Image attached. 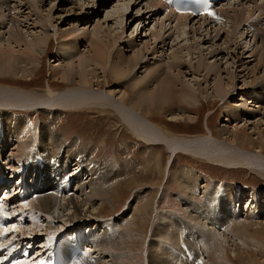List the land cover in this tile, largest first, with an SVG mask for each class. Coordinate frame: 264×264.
I'll return each instance as SVG.
<instances>
[{
  "label": "rangeland",
  "instance_id": "1",
  "mask_svg": "<svg viewBox=\"0 0 264 264\" xmlns=\"http://www.w3.org/2000/svg\"><path fill=\"white\" fill-rule=\"evenodd\" d=\"M150 1L0 0V3H2L0 6V30L4 32V35H7V32L11 30L13 25L19 27L23 33L28 28L27 31L30 32H38L41 29H46L50 34L46 53H38L39 65L31 67L32 73H28L26 77L19 76V74H15V76L13 74L7 75L6 80L0 81V86L19 88L22 90L29 89L37 93L48 92L49 85L57 92L73 90L75 87L80 86L81 81L79 80H74L73 83L76 82L75 85L70 87L67 86L69 84H66V81L56 77V75L54 76L55 71L53 69L62 68V65L68 62L66 60L68 55L66 54L70 49L75 47V43L71 47L72 43H69L61 35L72 33L73 35L68 37V39L71 40L74 38L79 41V43L77 42L76 52L85 54L88 53L90 40L95 35L94 28L99 25L104 31L111 32V35L116 36V38L122 33V38L117 40V45L115 46L117 49L113 48L112 54L115 55L116 52L120 51L130 57L131 55L133 56L134 50H142L141 61L131 73V78L134 76L138 78L143 73L148 74L147 70L158 62L163 64V61L168 62L169 60L173 61L172 59H176L175 61L182 65L181 68L184 71L181 79L183 82L187 81V83L194 86L198 100L194 104L189 102L182 103L187 107L189 115L194 116V119L175 117L177 120H172L171 116L166 113L168 110L164 108V110L158 111L155 109L150 112L152 114L151 119L154 123L159 124L163 131L170 134L181 135L183 137H188L189 135L203 137L209 131H213L215 138L220 139L219 127L222 124H226V126L231 128L236 122L240 123L238 118L232 116V112L241 110L236 109L237 105L234 106V104L246 98L252 104L245 106H247L250 112H255L257 108L252 107V105L260 104L259 100L263 96L260 92L255 93L256 98H253L251 95L254 93H251L252 89H254L252 86H255L260 80L264 79V66H261L263 63L259 62V59L263 57L262 52L264 50L262 49L264 48L261 46L262 42L256 36L255 30H253L254 24L264 31V12L261 13L259 11V8L264 9L263 0H256L255 5L248 2L249 6L248 4H238L229 9V13L233 14L232 9L237 11L242 6L246 8V6L251 7L253 5L254 7L251 13H249L250 17L248 16V18L250 19L248 22L241 24L236 29H234V23L225 18H223L224 21H220L216 26L213 23L208 24L207 21L192 18L196 20H190L189 25H180V27L178 26L179 23L176 25L177 20L171 16L167 17V11H163L160 5L158 8L149 7L148 3ZM34 2L35 4L37 3L35 6L33 5ZM222 6L220 4L218 9ZM194 23L197 26L202 24L201 31L196 33L189 31V26H193ZM1 34L0 32V36ZM102 34V32H99L97 36L103 37ZM176 51L179 53L176 54ZM174 56L177 58H174ZM201 59L204 63L202 62V68H199L197 66L200 64ZM90 61H86V68L94 66V62ZM70 63H74V61H70ZM94 67L96 69L95 80H99V83L95 84L93 82L90 86H93L98 92L109 93L116 99L120 98L122 93L121 88H124L128 91L127 103L130 105L134 96L130 81H127L126 86H119V79L114 77L111 74V70L107 67L108 84L106 77L102 76V66L98 65ZM231 73L234 79L228 77ZM220 75L227 89L232 85L234 86V88L229 89L232 95H225L228 97L227 100H224L214 90V82ZM78 76L75 75L76 78ZM126 79H129V77ZM16 82H20V84ZM149 85L153 86L151 82ZM261 109L264 111V108ZM16 110L12 107L6 109L0 106V115L13 112L14 114L17 113L16 115L26 116L25 118L31 120L32 136L33 139H36L37 143H35L34 148L40 150L45 147L38 142V138H40V127L43 122L50 124L57 133L61 136L63 135L65 141V145L58 147L57 150L59 152L56 154L60 156L61 164L65 163L67 158H69V164L67 165V170L64 171L61 166L60 168L52 169L55 171L51 170L49 180L46 179L47 173H44L45 180L40 183H43L41 187L45 188H35L34 191L39 190L41 194L38 193L35 197H30L28 203L24 205V208L28 211L25 213L28 216V219L25 217L27 223L25 225L15 224L14 218L8 225L4 226L3 230H0V232L6 230L5 232L8 234L7 238H9L5 239L6 241H9L12 237H16L27 239L31 242L33 237L36 238L37 242L41 239L40 241L42 242L37 244L38 248L40 247L41 249L45 245L44 241L46 236L59 233L61 230L79 228L84 230L82 237L85 238L84 243L87 248L85 252L92 256L96 255L98 259L96 251H91V253L89 251L94 250L91 245L94 247L96 243L94 242L95 240L92 242L89 236L90 232L92 231L93 234L95 232L98 233L95 239L102 234L109 236L112 228H116L120 224L119 226L122 225L119 228L121 232L120 236L116 239V244L112 247L113 253L117 255L118 264H158L156 261L157 258H163L167 261V264H185L187 263L186 261H191L187 260L191 257V262L194 261L193 258H197L198 260H202L200 262L201 264H264V215H262L264 208H261L263 211L260 213L261 216L259 218L249 212L254 209L255 202L251 206L247 205V202L240 205L239 211H242L247 218L240 215L238 222L237 220L231 221L228 228L222 230L223 232L218 236H215V240L212 242L210 240V233H207L211 225L209 224V226L207 223L203 225L190 217L189 212L185 210L184 203V201H189L190 196L185 191H181L175 180L172 179V175L176 170L191 167L201 171L204 176L211 179L210 188L214 187L215 184L218 185V195H221L228 183L238 185L242 188L260 190L264 194L263 176L241 166L236 168L223 165L219 166L190 153L186 154L177 151L174 154L161 143L148 144L132 133L108 107H91L90 109L80 107L73 110L63 108L59 110H51L48 108L29 109L27 111ZM262 111L260 113L257 112L259 113V117H264V112ZM261 120L255 129L253 125L255 123L248 124L250 128H247V132L251 138L249 140L251 142H245L248 151L252 152L258 149L257 146H253L255 145L254 142L258 139L261 142L260 144L264 153V118ZM260 130L262 131L261 134H263L262 137L259 135ZM237 145L242 147L239 142ZM13 148L14 146H11L10 150L8 145L3 146L0 144V161L2 158V163H4L6 160L10 161L13 158L5 168H11L10 172L6 175L9 174L12 176L14 169L15 171L16 168L21 169L20 164L22 163L26 168L28 166V171L36 173L37 168L29 164V159L28 162L23 161L24 157L20 156V160H17L15 156L10 155ZM50 151L54 153L53 148H50ZM86 156L88 157L87 161H85ZM124 162L128 168V173L123 174L121 173L122 169L119 168H121ZM69 169H78L77 176H73L77 182V191L72 193V195L65 193L66 195H61L60 197L59 194L61 191L58 188L57 181L55 182V178L58 175L63 176L64 173L73 174V171ZM101 171L106 175L109 173V182L112 186L109 193L107 192L108 195L106 194L109 199L95 198L92 203L86 204L82 200L85 197L84 192L88 193L90 185L98 181V178L102 176ZM60 172L61 174H59ZM117 172H120L121 176ZM146 173L148 174L146 175ZM51 181L53 182L51 183ZM81 181L84 183V186L79 192ZM89 182L92 183L89 184ZM7 186L3 185L2 187L6 189L8 188ZM3 189L0 188V193H2ZM30 189L33 191L31 186ZM6 191L5 193H8ZM10 192L7 195L10 194L13 196L16 193L13 190ZM52 192L55 196L58 195L57 199L63 197L76 198L78 196L82 200L83 213L87 212L86 214L89 215L97 207L96 210L101 215L99 218L89 217L86 223L78 224L76 227L75 224L77 222L74 223V220H72L73 222L70 220L72 225L62 229L67 223L68 216H61L57 219L50 215L44 216L42 213L32 212V208L29 205L30 199L32 201L37 197L52 194ZM5 193L4 198H7ZM79 193L83 194L79 196ZM203 193V191L199 193L198 190L193 192L192 196L196 204L199 203V205H202L203 197L201 194ZM262 198H264V195ZM262 198L261 200H263ZM18 204L19 202L10 205L13 208L11 215L21 209L23 204L18 207L17 211H14V206ZM238 204L239 202L237 201L236 205L238 206ZM175 213L187 219L189 223L192 222L190 223L191 230H188L196 234V238L193 240L194 242H191L196 250L186 244L189 250H187L188 253L184 257L182 256L181 259L178 250L185 244L183 231L177 226L180 230L175 235L174 228L167 224V220L171 216H174ZM64 214H67V212ZM69 214L72 215V218L77 216L73 209ZM135 218L136 220H134ZM30 219L34 224L30 222ZM37 221L39 223H36ZM241 223H249L250 226L242 228ZM160 224L164 225L160 228ZM32 225L34 228L31 227ZM50 225L53 227L51 228ZM159 229L163 230L164 233H162L163 236L161 238H157L156 234ZM87 230H89L88 233H86ZM203 236L205 239L208 237L207 239L209 241L203 242ZM170 237H174L176 240ZM6 241L2 242V244ZM158 244H161V249L159 250L160 252L155 253V246ZM193 253L196 254L193 256ZM2 259L0 258V261ZM109 259H111V255L105 258V260ZM70 262L71 264L73 262L76 264L73 257L70 258Z\"/></svg>",
  "mask_w": 264,
  "mask_h": 264
},
{
  "label": "bare ground",
  "instance_id": "2",
  "mask_svg": "<svg viewBox=\"0 0 264 264\" xmlns=\"http://www.w3.org/2000/svg\"><path fill=\"white\" fill-rule=\"evenodd\" d=\"M255 1L256 0H244V1L237 0L232 2H226L224 4L221 3L223 6L220 7V9H218L220 10V12L217 15L220 17L221 22L224 21L223 18H225L228 19L230 22L234 23V29H236L241 24H245L248 22V20L250 19L248 18L249 13H251V11L254 8L253 5H251V7H248L249 6L248 2H251L255 5L256 4ZM36 4L34 2L33 5L35 6ZM238 4H245V5L248 4V6H246V8L242 6L240 9H237V11H235V9H232L233 14H230L229 9H231L232 7ZM263 4H264V0H263ZM1 5L2 3H0V6ZM148 5L151 8L152 7L158 8L159 5H161V1L151 0L150 3H148ZM259 11L263 13L264 9L259 8ZM169 16H171L173 19L178 21V22L176 21V25L177 23H179L178 26L180 25L187 26L190 24V20L193 21L196 20L189 18V15L186 13L185 14L175 13L174 11L171 10H169V12L167 11V17ZM197 20H203L205 22L207 21L208 24L213 23L215 24V26L217 25V23L220 22V21L214 22L211 21L209 18H205V17L197 18ZM201 25L197 26L194 23V25L191 27L189 26L188 29L189 31L196 33L198 31H201L202 29ZM253 26H254L253 30H255L256 32L255 34L256 36L259 37V40L262 42L261 46L264 48V31L257 25L253 24ZM101 28L102 27H100L99 25L95 26L94 28L95 35L90 40L89 43L90 46L88 49L89 51L88 53H85L86 55L81 54L82 52L80 53L76 52L77 44L79 43V41L78 39H74V38L71 40L68 39V37H71L73 35L72 33H65L61 35V37H64V39H66L69 43H72L71 47L73 43H75V47H73V49H70L69 52L66 54L68 55L66 59L68 60V62L65 65H62V68L60 69L59 68L53 69V71H55L54 76L56 75V77L61 78L63 81H66L67 82L66 84H69L67 86L70 87L75 85L76 82L73 83L74 80H79L81 81L80 86L75 87L73 90H65V91L57 92L49 85L47 89L48 92H42V93L30 91L27 87L26 88L28 90H22L19 88H12V87L7 88L5 86H0V106L6 109L12 107L14 109L22 110V111H27L29 109H37V108H41V109L48 108L51 110H59L60 108H63V109L73 110L75 108H80V107H84L88 109H90L91 107H105V108L108 107L118 116V118L121 119V122L124 123L132 131V133H134L138 138L142 139L144 142L148 144L161 143L164 144L169 149V151L174 154L177 151H180L186 154L190 153L194 156L196 155L201 159H206L209 162L219 166L223 165L226 167H235V168L241 166L251 170L252 172L254 171L264 177V156H263L264 153H263V148L261 147L260 144L261 142L258 139L256 140V142H254L255 145L253 146H257L258 149L252 152L246 149L247 144H245L246 141H249L251 139L249 137V133L247 132V128H250L248 124L252 122L255 123L253 124L255 129L258 127L259 122L262 121L261 119L264 118L260 116L261 117L260 119L259 117V113L262 111L261 108H264L263 107L264 79L260 80L255 86H252L255 89V90L252 89L251 91V93L254 92L253 94H251L253 98H256L255 97L256 92H260L263 95L261 97L262 99L259 100L260 104L252 105V107L257 108V111L250 112L247 109V106L248 105L250 106L252 103L250 100H246V98L242 99L241 102L235 103L234 106L237 105L236 109H241V110L234 109L235 111L233 110L234 112H232V116L238 118L240 123L236 122V124L233 125L231 128L229 126H226V124L225 125L222 124L219 127L220 136H221L220 139L215 138V134L213 131H209V133L207 135H204L203 137L192 136V135H189L188 137H183L181 135H175L172 133L170 134L168 132L163 131L160 128L159 124L153 122V120L151 119L152 114L150 112L155 109L160 111L166 108V110H168L166 113L171 116L172 120H177V118L194 119V116L189 115V112L187 111V107L182 104L183 102H189L191 104H194L195 101L198 100L194 86L187 83V81L183 82V80L181 79V75L184 74L183 68H181L182 65L180 63H177L175 61L176 59H172L173 61L169 60L168 62L161 61L163 64H161L160 62L154 64L153 67H150L149 70H147L148 74L143 73L144 75L140 74L138 78L137 77L135 78V76L131 78L130 77L131 73L135 70V68L138 66V64L141 61L142 50L141 49L134 50L133 56L131 55L130 57L124 55V53L120 51L116 52L115 55L112 54V49L113 48L117 49V47L115 46L117 45V40L122 38V33L119 34L118 37L116 38V36L111 35V32L106 30L104 31L103 28L102 29ZM27 30L25 31V33H23V31L19 27L14 25L12 26L11 30L7 32V35H4V32L0 30V32L2 33L0 36V81L6 80L7 75L10 74H13L14 76L15 74L17 75L19 74V76L26 77L28 73H32L31 71L32 66L39 65L38 53L41 52L46 53V48L50 40L49 39L50 34L48 33V30L41 29V31L38 32H32V31L30 32ZM99 32L103 33L102 34L103 37L97 36ZM80 38L83 39L82 37ZM175 53L177 54L179 52L176 51ZM262 55L263 57L259 59V62L263 63L261 66H264V51L262 52ZM174 58L177 57L174 56ZM70 61L71 62L74 61V63H70ZM86 61H90V62L93 61L94 66H98V65L102 66V76L106 77L108 84H109V79L106 73L107 67L109 68V70H111V74L119 79V86L121 87L122 85L126 86V83L129 80L130 85H132L131 87L134 95L130 105L127 103L128 91L124 88H121L122 93L120 95V98L116 99L114 96H111L109 93L98 92V90L94 89L93 86L91 87L90 85H92L93 82L96 84L99 83V80L97 81L95 80V72H96L95 67L89 66L90 68L88 67L86 68ZM202 62L203 61L201 59L200 64L197 67L200 68L204 63ZM203 68H205V66H203ZM216 74L218 73L216 72ZM75 75H79V76L76 78ZM128 77L129 79L125 80V78ZM228 77L230 79H234L232 73L229 74ZM221 79L222 78L220 75L218 79L214 82L215 83L214 90L215 93L220 94L221 97L224 98V100H227L228 97L226 96L232 95V92L229 89L234 88V86L232 85L231 87H229V89H227L223 79L222 80ZM20 82H16V83L20 84ZM150 82L153 84V86H150L151 84L149 85ZM16 114L11 112V113H3V115H0V144L3 146L8 145L9 149L11 148V146H14V148L10 152L11 153L10 155L15 156L17 160H20L19 157L23 156L24 157L23 161L28 162V159L29 160L33 159V161H35L36 156H38L41 153L43 159L45 160V166L41 171H45L47 173L46 176L47 180H49L51 176L50 172L52 169L60 168L61 166L63 171L67 170V165L69 164L68 163L69 158L66 159L65 163L61 164L60 156L56 154L59 152L57 150L58 147H60V145H65L63 135L61 136L59 133H57V131L53 127H51L50 124H46L43 122V124L40 127V133H39L40 138H38L39 139L38 142L40 143V145H44L45 147L42 148L41 150L38 148H34L36 139L35 138L33 139L32 136L31 120L25 118L26 116L24 117L23 115H16ZM261 132L262 131L260 130L259 133L260 137H262L263 135L261 134ZM238 142L242 147H239L237 145ZM50 148H53L54 153L50 151ZM87 160L88 157L86 156L85 161ZM10 161L6 160L4 163H2L3 161L1 158L0 161L1 174H4L3 171L5 170L6 166L9 165ZM56 162H59L58 166ZM29 164L30 165L32 164L34 167H36V164L34 162H30ZM20 165H21L20 168L22 170L27 169L26 166L23 165V163ZM125 165L126 164L124 162L122 163L121 168H119L122 169L121 173L123 174L128 173V168ZM17 169L18 168H16V170ZM59 174H61V172ZM147 174L148 173H146V175ZM68 175H69L68 177L69 179L70 176L72 175L74 176L75 174L64 173L62 177ZM6 176L10 178L13 177V174L12 176L9 174ZM172 176H173L172 179L175 180L177 186L180 187V190L185 191L188 194V196H190L189 201H184L185 210L189 212L190 217L192 219H195L196 222L202 223L203 225H206V223L208 225L209 224L211 225V226L209 225L210 230L207 231V233H210V240H212V242L213 240H215V236H218L223 232L222 230H226L228 228L231 221L237 220L238 222L240 220L239 218L240 215L246 217L242 211H239L240 205H243L245 202H247V205L249 206H251L253 202H255L254 209H252L249 212L250 214H254V216L256 215V217L258 216L260 218L261 216L260 213H262L263 211L262 209L264 208V198H262L264 194H262L260 190L242 188L238 185L228 183L225 189L223 190V192L221 193V195H218L217 194L219 191L218 185L215 184L214 187L210 188L209 185L211 179L204 176V174L201 171H198L191 167L182 168L181 170H176ZM33 177L34 180L30 179L31 180L30 186L33 188L34 191L35 188L39 185V183L37 181V176L36 177L33 176ZM83 177L85 176L83 175ZM108 178H109V173H107L106 175L104 172H102V176L98 178L97 182H93V183L89 182V184L92 183L90 185V190L88 191V193L84 192L85 197L82 200H84L86 204L92 203L95 198L108 200L109 197L107 196L108 195L107 192L109 193V190L112 187L109 182L110 178L109 179ZM52 182L53 181H51V183ZM204 182L205 184H203ZM83 186L84 183L81 181L79 192L81 191V188ZM196 190H198L199 193L200 191L204 192L203 194H201V196L203 197L202 205H199V203L196 204L195 200H193L192 194ZM7 194L8 193H5V195ZM80 194L83 193H79V196H81ZM57 196H55L52 192V194H48V195L46 194L44 196L37 197L32 201L30 199L29 205L32 208L31 209L32 212L34 213L39 212L44 214V216L50 215L53 216V218L56 217V219L61 216L62 217L65 215L66 217L68 216L67 223L62 227V229L66 227H70L72 225L70 223V220L71 221L74 220V223L77 222L75 224L76 227L78 224L86 223L89 217L99 218V216L101 215L99 211L96 210L97 207L94 208L89 215L86 214L87 212L83 213L82 211L84 209H82V205H83L81 203L82 200L79 199L78 196L77 197L75 196L76 198L63 197L61 199H57ZM11 197L13 196L10 194L7 195L6 200H8V198ZM244 198H246L247 200L246 199L244 200ZM261 198L263 200H261ZM1 199L2 200L5 199L4 195L0 197V200ZM237 201L239 202L238 206L236 205ZM4 204H6V202H4ZM72 209L77 215L75 218H72V215L69 214V212H71ZM65 212H67V214H64ZM263 213L262 215H264ZM250 219L252 218L250 217ZM134 220H136V218ZM190 223L188 222L187 219L183 218L182 216L176 213L174 216H171L169 220H167V224L171 225L174 228V231L176 232L175 235L179 233L180 229L177 228L178 226L181 228V231H183V234L185 235V239H184L185 245L187 244L189 247L196 250L194 245L191 243L196 238V234H193L192 232L189 231L191 230ZM47 225L49 224L47 223ZM119 225H117L116 228L114 227L112 228L111 234L109 236L104 234H102L103 236L99 235L95 240L97 244L95 243L94 247L93 245H91L92 248H94V250L92 249L89 251L90 253L91 251L94 252L96 251L98 259L96 255L92 256L89 255L87 252H85L87 250L86 249L84 252L79 253V255L73 257L74 260L78 259V262L75 263L76 264H118L117 255L113 253L112 247L113 245L116 244L115 241L120 236L121 233L119 228L122 225L121 226ZM162 225L160 226V228L162 227ZM133 226L136 227L135 225ZM242 226H243L242 228L245 227L247 228V226L250 225L249 223L246 224L243 223ZM31 227H33V225ZM50 227L52 228L53 226L50 225ZM35 231H36V227H35ZM162 233L163 230L159 229L158 232H156L157 238L158 237L161 238V236H163L164 234ZM207 238L208 237H206V239L204 238L203 242L206 241L208 242L209 239ZM176 239H178V237H176ZM205 244H209V243H205ZM155 247H156V251L154 252L155 253L160 252L159 250L161 249V244H158ZM100 253H102L103 255ZM166 254L168 255L167 252ZM195 254L196 253H193V256ZM110 255H111V259L105 260V258L109 257ZM191 258H188L187 260L192 261ZM193 260H194L193 262L186 261L187 263L185 264L188 263L201 264L198 263L199 260L197 258H193ZM156 261L158 262V264H167V261H165L163 258L160 259L157 258Z\"/></svg>",
  "mask_w": 264,
  "mask_h": 264
},
{
  "label": "snow or ice",
  "instance_id": "3",
  "mask_svg": "<svg viewBox=\"0 0 264 264\" xmlns=\"http://www.w3.org/2000/svg\"><path fill=\"white\" fill-rule=\"evenodd\" d=\"M0 247H6V246H0Z\"/></svg>",
  "mask_w": 264,
  "mask_h": 264
}]
</instances>
